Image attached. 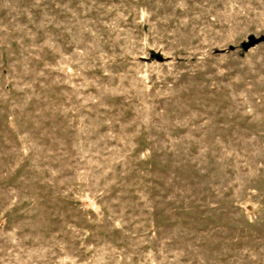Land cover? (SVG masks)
<instances>
[{
  "label": "rangeland",
  "instance_id": "1",
  "mask_svg": "<svg viewBox=\"0 0 264 264\" xmlns=\"http://www.w3.org/2000/svg\"><path fill=\"white\" fill-rule=\"evenodd\" d=\"M264 0H0V264H264Z\"/></svg>",
  "mask_w": 264,
  "mask_h": 264
},
{
  "label": "water",
  "instance_id": "2",
  "mask_svg": "<svg viewBox=\"0 0 264 264\" xmlns=\"http://www.w3.org/2000/svg\"><path fill=\"white\" fill-rule=\"evenodd\" d=\"M261 41H264V36L261 37V38H258V39L256 37L252 36L250 38V42L248 44H246L245 47L248 48V47L253 46V45H255V44H257V43H259Z\"/></svg>",
  "mask_w": 264,
  "mask_h": 264
}]
</instances>
